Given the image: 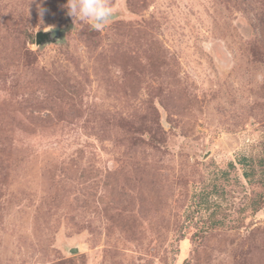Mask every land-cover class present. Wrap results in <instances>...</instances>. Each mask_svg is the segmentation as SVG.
<instances>
[{"label": "rangeland", "instance_id": "1", "mask_svg": "<svg viewBox=\"0 0 264 264\" xmlns=\"http://www.w3.org/2000/svg\"><path fill=\"white\" fill-rule=\"evenodd\" d=\"M66 3L0 0V264H264V0Z\"/></svg>", "mask_w": 264, "mask_h": 264}, {"label": "clouds", "instance_id": "2", "mask_svg": "<svg viewBox=\"0 0 264 264\" xmlns=\"http://www.w3.org/2000/svg\"><path fill=\"white\" fill-rule=\"evenodd\" d=\"M67 14L90 24L96 31L103 30L113 16L110 0H67Z\"/></svg>", "mask_w": 264, "mask_h": 264}, {"label": "water", "instance_id": "3", "mask_svg": "<svg viewBox=\"0 0 264 264\" xmlns=\"http://www.w3.org/2000/svg\"><path fill=\"white\" fill-rule=\"evenodd\" d=\"M48 33L49 32H47V31L36 32V36H35L36 44H43L44 42H46V40H49ZM76 250H77V248L73 247L70 249V252H74Z\"/></svg>", "mask_w": 264, "mask_h": 264}]
</instances>
